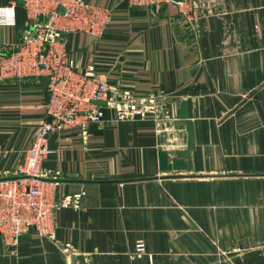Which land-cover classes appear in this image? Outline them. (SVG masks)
Returning a JSON list of instances; mask_svg holds the SVG:
<instances>
[{
  "label": "crops",
  "instance_id": "0c3cea01",
  "mask_svg": "<svg viewBox=\"0 0 264 264\" xmlns=\"http://www.w3.org/2000/svg\"><path fill=\"white\" fill-rule=\"evenodd\" d=\"M14 1L15 24H0L4 51L32 23L22 1L0 6ZM92 1L113 17L101 37L68 34L79 67L154 95L166 113L114 120L106 109L87 134H54L44 185L55 201L81 194V206L58 209L55 235L31 231L16 253L0 234V264H187L193 250L196 264H264V0H216L215 13L194 21L175 3ZM45 76L0 78V177L18 174L45 117ZM183 100L196 146L187 169L161 171L160 148H187L176 123ZM139 240L146 253L133 257Z\"/></svg>",
  "mask_w": 264,
  "mask_h": 264
},
{
  "label": "built area",
  "instance_id": "2783aa9c",
  "mask_svg": "<svg viewBox=\"0 0 264 264\" xmlns=\"http://www.w3.org/2000/svg\"><path fill=\"white\" fill-rule=\"evenodd\" d=\"M133 4L162 6L175 3L180 15L194 21L216 12V0H130ZM32 21L23 37L12 48L0 50V78H25L35 74L49 77L43 104L45 117L34 130L31 145L25 150L18 174L0 177V234L10 252L16 253L22 237L34 231L53 237L56 212L63 207L79 208L81 194H69L55 201L44 185L51 137L79 127L87 134L90 123H103L105 110L114 120L134 119L156 113L162 107L154 95L136 97L130 90H118L97 71L94 64L79 67L67 47L72 32H87L101 37L111 22L113 9L92 0H22ZM62 6L64 11L58 12ZM0 24H15V1L0 6ZM105 101V105L95 101ZM145 242L136 243L135 255ZM133 255V257L135 256Z\"/></svg>",
  "mask_w": 264,
  "mask_h": 264
},
{
  "label": "water",
  "instance_id": "95a60500",
  "mask_svg": "<svg viewBox=\"0 0 264 264\" xmlns=\"http://www.w3.org/2000/svg\"><path fill=\"white\" fill-rule=\"evenodd\" d=\"M20 2L22 0H19ZM88 1V0H86ZM64 9L62 6L58 7V12H63ZM49 82V77L45 76L43 78V84L45 87V90L47 92V86ZM95 103L105 105V101L97 100ZM136 117H141L140 115H137ZM176 123L178 124H185L186 129L188 132V139H187V148L182 150H166V149H159V167L161 171H171L173 169L176 170H184L188 168V163L185 161V158L188 157L191 153V151L196 146V140H195V131H194V123L189 118V108H188V102L186 100H183L180 104L178 110H177V119ZM196 228V225H194ZM73 261L76 259L84 260V257L82 255L74 256Z\"/></svg>",
  "mask_w": 264,
  "mask_h": 264
},
{
  "label": "rangeland",
  "instance_id": "374dc122",
  "mask_svg": "<svg viewBox=\"0 0 264 264\" xmlns=\"http://www.w3.org/2000/svg\"><path fill=\"white\" fill-rule=\"evenodd\" d=\"M145 96H147V95H145ZM151 113V112H150ZM157 114H164V113H166V110L164 109V107L162 106V107H160V110L159 111H157L156 112ZM147 114H149V113H147ZM153 114V113H152ZM145 248H146V246H145ZM144 253H146V249L141 253V254H137V255H135L136 257H138V256H142V255H144ZM133 256V255H132ZM134 256V257H135ZM183 258H185V260L187 261V264H196V252H195V250H193V251H190L189 253H187V254H183Z\"/></svg>",
  "mask_w": 264,
  "mask_h": 264
}]
</instances>
